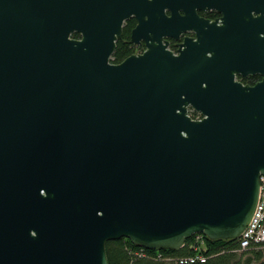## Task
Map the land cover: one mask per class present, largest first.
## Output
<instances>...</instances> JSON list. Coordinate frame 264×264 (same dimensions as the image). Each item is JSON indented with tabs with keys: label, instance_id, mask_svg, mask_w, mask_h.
<instances>
[{
	"label": "water",
	"instance_id": "1",
	"mask_svg": "<svg viewBox=\"0 0 264 264\" xmlns=\"http://www.w3.org/2000/svg\"><path fill=\"white\" fill-rule=\"evenodd\" d=\"M260 176L264 0H0V264L236 240Z\"/></svg>",
	"mask_w": 264,
	"mask_h": 264
},
{
	"label": "trees",
	"instance_id": "2",
	"mask_svg": "<svg viewBox=\"0 0 264 264\" xmlns=\"http://www.w3.org/2000/svg\"><path fill=\"white\" fill-rule=\"evenodd\" d=\"M211 19L213 16H209ZM133 18L125 21L121 36L116 40L115 49L111 55L110 63L119 64L132 54L139 52L137 46L129 43L131 30L135 27ZM72 39H79L78 34H72ZM243 85L253 86L260 77L253 76L247 79H238ZM188 115L192 119H200L201 115L189 110ZM205 250L201 255L205 257L203 263L192 264H264V247L251 249L246 252H236L238 248L237 240H208L204 237ZM193 238L185 241L184 246L178 250H145L133 245L127 239L108 241L105 244V254L108 264H178L175 260L191 257L194 251L191 248ZM160 254L162 259H157ZM164 258H171L173 261H165Z\"/></svg>",
	"mask_w": 264,
	"mask_h": 264
},
{
	"label": "built area",
	"instance_id": "3",
	"mask_svg": "<svg viewBox=\"0 0 264 264\" xmlns=\"http://www.w3.org/2000/svg\"><path fill=\"white\" fill-rule=\"evenodd\" d=\"M142 53V51L137 54ZM193 238V244L191 245L194 255L187 258H180L175 260L178 264H192L195 262L203 263L206 259L201 252L205 250L204 236L201 234H195ZM238 248L236 252H246L251 249H257L264 247V176L259 177V190L257 203L248 225L243 229L238 239ZM157 259H162V256L158 254ZM165 261H173L171 258H164Z\"/></svg>",
	"mask_w": 264,
	"mask_h": 264
},
{
	"label": "flooded vegetation",
	"instance_id": "4",
	"mask_svg": "<svg viewBox=\"0 0 264 264\" xmlns=\"http://www.w3.org/2000/svg\"><path fill=\"white\" fill-rule=\"evenodd\" d=\"M198 15L199 16H201L202 18H204V19H207V20H209V21H211V22H213L215 19H220L221 18V15L220 14H218L217 12H214V11H207V12H205V13H198ZM209 16H213L212 17V19L209 17ZM194 35H193V33H191V32H187V33H185V34H183L182 36H181V42H182V39L184 38V37H193ZM165 41L168 43V49L173 53V54H176V52H177V46H175V44H177L178 42H175V41H173V40H171V39H165ZM138 48L139 47H141V49L139 48V52L140 51H144V46H143V44H141L140 46H137ZM253 76H257V77H260L259 75H253ZM253 76H249V77H253ZM249 77H247V78H249ZM239 78H241V77H236V79H237V81H239L238 79ZM247 78H242V79H247ZM260 80H261V78H260ZM259 80V81H260ZM258 81V82H259ZM249 86V85H248Z\"/></svg>",
	"mask_w": 264,
	"mask_h": 264
},
{
	"label": "rangeland",
	"instance_id": "5",
	"mask_svg": "<svg viewBox=\"0 0 264 264\" xmlns=\"http://www.w3.org/2000/svg\"><path fill=\"white\" fill-rule=\"evenodd\" d=\"M137 54V53H136Z\"/></svg>",
	"mask_w": 264,
	"mask_h": 264
}]
</instances>
